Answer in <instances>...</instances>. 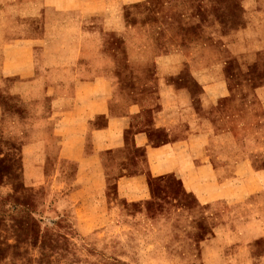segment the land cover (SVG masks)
Wrapping results in <instances>:
<instances>
[{
	"label": "crops",
	"instance_id": "1",
	"mask_svg": "<svg viewBox=\"0 0 264 264\" xmlns=\"http://www.w3.org/2000/svg\"><path fill=\"white\" fill-rule=\"evenodd\" d=\"M29 2L21 22L0 13V90L34 112L22 122L29 186L55 169V208L86 234L87 210L109 239L131 230L127 250L143 222L177 214L197 216L205 256L252 250L264 238V84L234 86L227 57L263 65L264 0Z\"/></svg>",
	"mask_w": 264,
	"mask_h": 264
},
{
	"label": "rangeland",
	"instance_id": "2",
	"mask_svg": "<svg viewBox=\"0 0 264 264\" xmlns=\"http://www.w3.org/2000/svg\"><path fill=\"white\" fill-rule=\"evenodd\" d=\"M29 1L32 0H0V13H5L10 20H24L22 16L31 6ZM178 1L182 0H158V8ZM150 7L149 4L137 7L136 17L134 9L128 10V25L137 24L143 9ZM38 23L34 25L40 31ZM212 41L205 40L208 44ZM242 53L238 52V57ZM259 57L263 63L259 66L227 57L228 77L234 86L248 82L255 89L264 84V71L255 69L264 67V55ZM0 109V264H264V238L257 240L249 252L241 249L237 254L229 253L225 259L221 252L205 256L200 245L206 237L194 214L193 217L158 216L143 222L142 236L132 230L137 233L138 251L127 250L124 245L129 243L131 230L126 231L121 240L106 237L104 227L108 220L100 219L96 211L81 214L82 218H90L88 223L93 230L97 229L95 233L80 231L75 214L69 208H55V201L61 195L55 169L46 172L47 180L41 186H29L22 152L26 143L22 132L26 127L22 122L32 116L33 110L23 104L15 91L2 90ZM6 116L13 117L16 119L13 121L22 126L12 121L7 132ZM66 167L67 174H73L74 167ZM62 192L66 198L70 190L65 187ZM247 254L252 257L246 258Z\"/></svg>",
	"mask_w": 264,
	"mask_h": 264
}]
</instances>
